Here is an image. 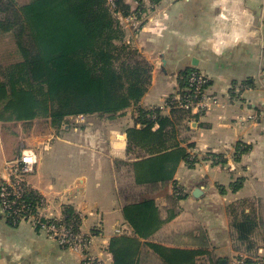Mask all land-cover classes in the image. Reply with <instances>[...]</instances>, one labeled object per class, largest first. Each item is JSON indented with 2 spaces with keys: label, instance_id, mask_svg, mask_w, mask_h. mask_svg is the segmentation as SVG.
I'll list each match as a JSON object with an SVG mask.
<instances>
[{
  "label": "crops",
  "instance_id": "1",
  "mask_svg": "<svg viewBox=\"0 0 264 264\" xmlns=\"http://www.w3.org/2000/svg\"><path fill=\"white\" fill-rule=\"evenodd\" d=\"M137 11L136 29L125 20L122 25L125 40L152 65L139 102L115 115L69 117L59 128L38 118L0 120V181L5 161L22 147L50 151L57 129L63 130L54 159L66 155L74 171L66 180L46 178L36 157L29 183L46 217L59 219L66 205L76 209L80 230L91 236L88 253L114 264L111 239L134 235L123 206L152 198L165 221L140 240L137 264H165L148 242L200 250L198 264L264 259V0H144ZM192 69L206 76V89L220 105L200 114L164 108L170 123L160 136L129 144L127 129L142 127L137 108L164 105L181 90L180 74ZM160 143L172 157L154 178L135 162ZM175 147L193 161L176 160ZM247 215L257 224L245 246L232 222ZM81 261L79 251L28 223H11L0 209V264Z\"/></svg>",
  "mask_w": 264,
  "mask_h": 264
},
{
  "label": "trees",
  "instance_id": "2",
  "mask_svg": "<svg viewBox=\"0 0 264 264\" xmlns=\"http://www.w3.org/2000/svg\"><path fill=\"white\" fill-rule=\"evenodd\" d=\"M128 13L125 0H113L112 5L108 0H27L22 4L0 0V35L10 37L20 57L0 64V120L27 122L40 118L59 128L69 117L115 115L137 104L147 91L152 65L125 40L118 16ZM188 72L180 74L181 91L187 86ZM137 114L142 127L127 129L129 144L159 137L170 123L158 108H137ZM155 123L160 126L157 132L152 131ZM167 148L160 143L135 164L157 178L163 163L172 157ZM175 148L176 160L193 161L186 150ZM123 216L134 235L111 239L113 262L137 264L140 240L151 236L165 219L159 218L152 198L125 204ZM80 218L74 207L66 205L60 220L77 226ZM256 224L249 215L234 219L238 241L249 244ZM147 245L165 264H198L197 257L202 253L150 242ZM239 260L243 264H264L262 258Z\"/></svg>",
  "mask_w": 264,
  "mask_h": 264
},
{
  "label": "built area",
  "instance_id": "3",
  "mask_svg": "<svg viewBox=\"0 0 264 264\" xmlns=\"http://www.w3.org/2000/svg\"><path fill=\"white\" fill-rule=\"evenodd\" d=\"M133 1L136 9L144 0ZM108 2L113 4V0ZM137 13L138 11H129L125 19L133 25L136 24ZM118 17L123 21L122 15L119 14ZM186 82L187 86L182 91L170 96L164 105L156 108L200 114L213 106L220 105L217 98L208 93L207 78L202 72L196 69L190 70ZM152 109L154 108L148 110ZM152 117L155 115H151ZM35 163V152L27 147H22L18 155L5 161L4 176L0 181L1 211L11 223H28L38 231H44L49 237L55 238L61 247L79 251L82 254V264H106L101 257L88 253L86 249L91 244V236L82 232L79 225L66 224L60 218H48L42 213V200L31 189L29 183V175L34 172Z\"/></svg>",
  "mask_w": 264,
  "mask_h": 264
},
{
  "label": "rangeland",
  "instance_id": "4",
  "mask_svg": "<svg viewBox=\"0 0 264 264\" xmlns=\"http://www.w3.org/2000/svg\"><path fill=\"white\" fill-rule=\"evenodd\" d=\"M18 1L22 3L26 0H18ZM148 1L151 4V2H153L154 0H148ZM131 4H132V7H131ZM139 5H140V3H139ZM133 6H134V1L130 0L129 11H137L138 10L139 7L134 9ZM126 15H122V18L125 21H127L125 19ZM136 20H137L135 22L136 24H134V25L132 24L134 26V27L132 26V29L133 28L136 29L141 22V19H139L138 17H136ZM121 22L123 23V21H121ZM19 58L20 57L18 56V53H16L14 44H13L12 40L10 39V37L6 36V35H0V64L7 65L9 63H12L14 61L19 60ZM38 121L42 125H47V124L51 125L50 121L47 119H40L39 118ZM62 136H63V130L57 129L56 134L53 136V139L49 143L51 145L50 151L44 150L43 146L40 147L41 149H39V148L34 149V151L36 152V157H37L38 161H39V157H40V161L42 164V171H43V173L45 172L44 176L46 178H50L51 176L58 177L59 181H61V179L62 180L68 179L69 173L74 171L73 166H75L72 163V161L70 160V158L67 157L66 155H64L61 159L60 158H57L56 160L54 159L55 152L57 150H60V152L62 151L61 150L62 145L60 144V140H59V138H61ZM24 147L30 148L28 146H24ZM42 232H44V231H42Z\"/></svg>",
  "mask_w": 264,
  "mask_h": 264
},
{
  "label": "water",
  "instance_id": "5",
  "mask_svg": "<svg viewBox=\"0 0 264 264\" xmlns=\"http://www.w3.org/2000/svg\"><path fill=\"white\" fill-rule=\"evenodd\" d=\"M199 191H200L199 189H196V190H195V193L197 194V192H199Z\"/></svg>",
  "mask_w": 264,
  "mask_h": 264
}]
</instances>
